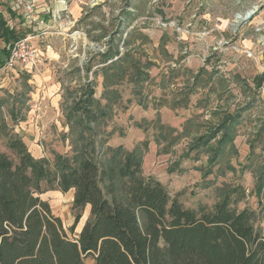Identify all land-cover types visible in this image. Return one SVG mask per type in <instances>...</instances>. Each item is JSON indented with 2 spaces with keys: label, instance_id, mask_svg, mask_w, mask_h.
Instances as JSON below:
<instances>
[{
  "label": "rangeland",
  "instance_id": "1",
  "mask_svg": "<svg viewBox=\"0 0 264 264\" xmlns=\"http://www.w3.org/2000/svg\"><path fill=\"white\" fill-rule=\"evenodd\" d=\"M46 1L50 13L40 25L24 20L8 0H0V15L7 26L21 35L38 34L33 45L40 58L34 66L12 71L0 67V124L18 134L35 159L46 158L52 164L53 154L70 156L82 146V138L88 135L76 120L67 122V109L77 90L87 83L93 84L94 98H101V54L129 51L142 63L152 64L147 70L149 79L142 84L139 98L133 96L132 83L119 85L120 103L97 129V141L104 139L105 147L121 145L130 151L146 140L143 175L159 181L185 209L212 208L217 202L215 190L224 184L244 189L245 199L237 204V210L262 209L264 191L258 197L255 185L256 170L264 162V58L259 59L264 49L257 43L260 36L256 29L264 23V0ZM255 5L261 6L256 16L240 24L237 15ZM55 10H60V18L54 21ZM3 48L0 40V52ZM190 89L187 107L172 110L171 105ZM140 98L143 106L137 104ZM234 112L241 115L234 140L236 156L224 158L206 178L196 170L205 167L206 157L179 161L197 130L203 132L208 124ZM155 120L178 133L187 121L193 123L190 135L164 155L154 142L157 133L152 126H146L145 131L136 127ZM4 142L1 138L0 152L11 157ZM227 164L235 172L219 175L217 169ZM43 190L39 198L60 219L66 235L75 238L90 219L89 207L82 210L70 233L76 213L73 191Z\"/></svg>",
  "mask_w": 264,
  "mask_h": 264
},
{
  "label": "trees",
  "instance_id": "2",
  "mask_svg": "<svg viewBox=\"0 0 264 264\" xmlns=\"http://www.w3.org/2000/svg\"><path fill=\"white\" fill-rule=\"evenodd\" d=\"M25 36L7 26L0 15V40L4 43L0 67L8 45ZM100 59L101 98H94L93 84L87 83L77 90L67 109V122L76 120L88 135L70 156L55 153L52 164L46 158L35 159L21 137L0 124V139L11 154L0 152V264H85L87 259L93 264H264V206L259 212L237 210V204L245 199L241 186L216 188L217 202L210 209L203 205L185 209L159 181L143 175L146 140L130 151L121 145L105 147L104 139L97 141V129L120 103L119 85L132 83L133 96L139 98L152 65L142 63L129 51L108 50ZM192 91L171 109L186 108ZM137 104L143 106L142 98ZM10 115L16 118L13 108ZM240 119L239 112L224 114L203 132L197 130L179 161H199L202 155L206 165L196 170L203 178L212 175L224 158L237 155L234 140ZM191 123L187 121L181 133L157 120L136 127L145 131L151 125L157 133L154 142L160 154L166 155L190 135ZM225 171L233 173L235 169L229 164L217 169L221 176ZM43 187L62 194L73 191L76 213L70 233L82 210L89 207L90 219L75 238L66 235L60 219L39 198ZM255 190L258 197L264 191V162L256 170Z\"/></svg>",
  "mask_w": 264,
  "mask_h": 264
},
{
  "label": "built area",
  "instance_id": "3",
  "mask_svg": "<svg viewBox=\"0 0 264 264\" xmlns=\"http://www.w3.org/2000/svg\"><path fill=\"white\" fill-rule=\"evenodd\" d=\"M14 10L19 12V15L31 24H44L43 19L40 17L43 12L39 10L33 0H8ZM64 5V1H60ZM259 5H255L251 10L243 14H239L236 20L241 23H246L252 20L260 10ZM59 11L52 12V20H59ZM62 11V10H61ZM256 33L260 36L257 42L264 49V23L256 29ZM36 37L27 35L22 39L16 40L7 47V57L4 61L3 68L9 71L19 67V69L31 68L40 58L39 50L33 45V40ZM264 70V69H263Z\"/></svg>",
  "mask_w": 264,
  "mask_h": 264
},
{
  "label": "crops",
  "instance_id": "4",
  "mask_svg": "<svg viewBox=\"0 0 264 264\" xmlns=\"http://www.w3.org/2000/svg\"><path fill=\"white\" fill-rule=\"evenodd\" d=\"M33 1L36 4V6L41 10V12H43L40 17L43 20L45 18H48V15L50 13V10H49V6L47 5V1L46 0H33ZM75 10H72V12L74 13ZM260 17H261V15L260 16H257L255 20H257ZM33 36L38 37V34L37 35H33ZM263 58H264V51L263 52L261 51V54L259 56V59H263ZM88 261H89L90 264H93L94 263L92 260L87 259V262H86L87 264H88Z\"/></svg>",
  "mask_w": 264,
  "mask_h": 264
}]
</instances>
